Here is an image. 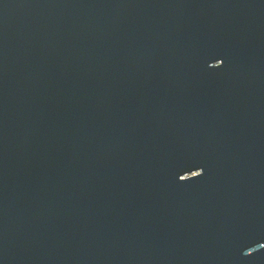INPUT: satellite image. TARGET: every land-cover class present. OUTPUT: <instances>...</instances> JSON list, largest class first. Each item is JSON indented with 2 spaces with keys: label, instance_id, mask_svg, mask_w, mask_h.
<instances>
[{
  "label": "water",
  "instance_id": "1",
  "mask_svg": "<svg viewBox=\"0 0 264 264\" xmlns=\"http://www.w3.org/2000/svg\"><path fill=\"white\" fill-rule=\"evenodd\" d=\"M0 264H264V0H0Z\"/></svg>",
  "mask_w": 264,
  "mask_h": 264
}]
</instances>
